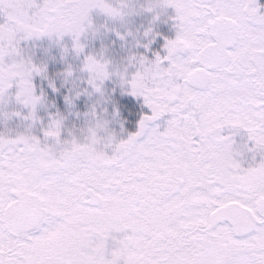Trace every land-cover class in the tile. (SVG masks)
<instances>
[{
	"label": "snow or ice",
	"instance_id": "obj_1",
	"mask_svg": "<svg viewBox=\"0 0 264 264\" xmlns=\"http://www.w3.org/2000/svg\"><path fill=\"white\" fill-rule=\"evenodd\" d=\"M0 264H264V0H0Z\"/></svg>",
	"mask_w": 264,
	"mask_h": 264
}]
</instances>
